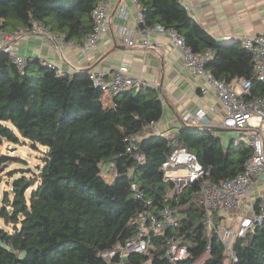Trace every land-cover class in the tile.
Listing matches in <instances>:
<instances>
[{
	"label": "trees",
	"instance_id": "1",
	"mask_svg": "<svg viewBox=\"0 0 264 264\" xmlns=\"http://www.w3.org/2000/svg\"><path fill=\"white\" fill-rule=\"evenodd\" d=\"M102 0H0V29L14 34L39 22L67 42L84 46L93 30L92 13ZM143 14L140 29L161 24L184 38L194 53L210 51L206 63L216 80L252 79V95H264V81L255 77L253 54L242 41L219 42L189 13L181 0H138ZM104 91L94 86L88 71L73 75L37 57L27 59L21 71L15 60L0 49V145L21 139L48 148L40 185L27 191L36 179L15 180L13 197L6 193L0 217L10 230L0 226V264H115L102 253L124 243L137 233L132 218L144 211L158 212L167 205L178 207L180 235L190 242V257L180 263L164 258L166 243L155 238L146 257L126 264H195L208 247L205 264H224L226 251L220 235L208 233L199 183L176 190L165 177L164 162L178 148L194 153L208 171L207 178L219 183L244 172L252 148L245 141L225 145L214 127L183 123L172 135L150 131L163 116L158 89L141 87L104 105ZM122 129V131H121ZM143 135L136 150L140 163L127 151L129 135ZM8 156L0 157L1 166ZM117 171L109 184L103 165ZM2 179L0 177V183ZM28 184L26 188L24 185ZM133 184L144 193L137 199ZM221 218L215 219L216 224ZM234 264H264V223L239 238L234 246Z\"/></svg>",
	"mask_w": 264,
	"mask_h": 264
},
{
	"label": "built area",
	"instance_id": "2",
	"mask_svg": "<svg viewBox=\"0 0 264 264\" xmlns=\"http://www.w3.org/2000/svg\"><path fill=\"white\" fill-rule=\"evenodd\" d=\"M131 1L138 9L139 27V24L143 22V14L138 0ZM119 15L122 19H127L124 6L120 8ZM92 18L94 26L85 41L84 47L86 49L96 47L112 29L113 20L110 0L100 1L93 10ZM141 30L148 34L152 32L169 34L173 42L183 52L188 73L192 76L207 79L225 112L223 120L216 123L209 119L203 110L187 111L181 116L183 123L204 127H220L226 130H239L248 135L247 143L252 148V155L247 160L244 172L235 178L226 179L219 183L211 181L207 178L208 171L200 163L197 156L186 148L174 150L162 166L165 177L174 182L177 179L184 181L186 185L200 184L198 193L203 196L208 233L212 235L213 231H216L220 235L226 251L224 264H234L237 262V255L234 251L237 240L264 223V181H261L264 171V95H252V79L241 78L232 82L214 79L210 71L206 69V63L213 58L214 54L210 51H205L202 54L194 53L187 47L184 38L179 36L175 30L165 29L161 24H155ZM117 32L120 41L127 46L155 48L147 39L141 42L135 41V30L127 25L120 24L117 27ZM15 34L43 36L49 44L57 49H61L62 46L67 44L61 33L52 32L39 22H33L31 27L21 28ZM12 39V35L0 29V49L9 54L15 60L19 69L23 71L27 59L30 57L15 53L11 44ZM242 42L243 46L253 54L256 65V79L264 81V34L246 38ZM88 72L94 86L100 88L112 99L132 89H140L141 87L157 89L155 85L133 77L129 72V68L125 65L120 66L113 72L103 70ZM207 91L208 89H202L203 93H207ZM141 139H143V135L135 134L127 136L126 141L129 143L127 151L133 154L138 162L143 163L144 155L136 150V144ZM108 168L115 178L117 175L115 166L111 164ZM176 169L184 172L182 177L170 175V172ZM255 187H258V190ZM132 189L135 198H144V193L139 186L133 184ZM254 192H256L255 196L252 194ZM233 212L239 218L233 223V227H226L223 224L224 218L227 217L228 213ZM217 217L221 218L218 224L215 221ZM130 223L138 228L136 235L124 243L117 244L113 249L103 252L102 257L107 262L113 263L116 261L115 264H126L128 260L136 261L139 256L146 257L153 248L155 238L158 237L164 238L166 243L164 258L169 262L180 263L189 259L191 243L186 242L180 235L178 207L167 205L155 213L144 211L132 218ZM210 255L211 249L208 247L203 255L195 261V264H205ZM140 264H152V258H147Z\"/></svg>",
	"mask_w": 264,
	"mask_h": 264
},
{
	"label": "crops",
	"instance_id": "3",
	"mask_svg": "<svg viewBox=\"0 0 264 264\" xmlns=\"http://www.w3.org/2000/svg\"><path fill=\"white\" fill-rule=\"evenodd\" d=\"M181 2L191 16L221 43L243 41L264 34V0ZM110 4L112 29L94 48L86 49L75 42H67L57 49L43 36L14 33L10 34L13 36V49L18 55L37 57L54 65L60 74L73 75L91 70L113 72L120 66H127L133 77L155 85L161 94L164 112L161 120L151 126L153 133L172 135L182 126L181 116L187 111L203 110L209 119L220 123L225 112L214 89L206 78L188 73L183 52L169 34H148L141 30L138 27V9L131 0H110ZM123 6L127 12L126 20L119 15ZM120 24L135 30V41L147 39L155 48L125 45L118 38L117 27ZM203 88L208 89L207 93L202 92ZM102 101L105 106L114 107L108 94Z\"/></svg>",
	"mask_w": 264,
	"mask_h": 264
},
{
	"label": "rangeland",
	"instance_id": "4",
	"mask_svg": "<svg viewBox=\"0 0 264 264\" xmlns=\"http://www.w3.org/2000/svg\"><path fill=\"white\" fill-rule=\"evenodd\" d=\"M107 94L104 93V97ZM216 134L222 140V142L227 145L231 140L235 142L248 140V135L245 132L239 130H226L220 127H217ZM48 148L42 145H38V148L35 149L32 147L31 142L25 139H21V143L14 144L4 140L0 145V157L8 156L10 158L8 163H5L1 166L0 177L2 179L0 183V205L3 206L4 198L6 193H9L10 198L13 197L12 186L13 182L23 176L27 178V182H32L36 179V184L32 182V186L26 193V197L30 199L32 191L40 185V173L41 169L44 167V157L46 155ZM109 164V163H108ZM108 164L103 165V175L106 178V181L109 184H112L115 181V178L111 175ZM107 167V168H106ZM108 169V170H107ZM182 170H173L170 172V175L174 176H183ZM261 181H264V171L261 176ZM34 183V184H33ZM176 190L180 191L182 187L186 185L184 181L175 179ZM258 190V187H255ZM254 196L256 192L252 193ZM236 213H228L227 217L224 218L223 224L226 227H233V223L239 218ZM235 216V217H234ZM0 226L4 227L7 230L11 229V226H7L4 220L0 217ZM236 228V226H235Z\"/></svg>",
	"mask_w": 264,
	"mask_h": 264
},
{
	"label": "water",
	"instance_id": "5",
	"mask_svg": "<svg viewBox=\"0 0 264 264\" xmlns=\"http://www.w3.org/2000/svg\"><path fill=\"white\" fill-rule=\"evenodd\" d=\"M117 47H118V46H117ZM33 184H34V183H33ZM27 186H28V184H25V185H24V188H26Z\"/></svg>",
	"mask_w": 264,
	"mask_h": 264
}]
</instances>
